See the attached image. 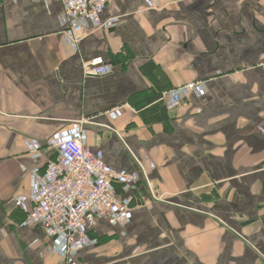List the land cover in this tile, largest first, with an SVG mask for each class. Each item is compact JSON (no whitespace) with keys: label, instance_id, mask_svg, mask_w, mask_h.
Here are the masks:
<instances>
[{"label":"crops","instance_id":"crops-1","mask_svg":"<svg viewBox=\"0 0 264 264\" xmlns=\"http://www.w3.org/2000/svg\"><path fill=\"white\" fill-rule=\"evenodd\" d=\"M101 18L75 42L58 0H0V264H66L26 215L73 124L159 196L115 185L130 222L98 220L75 264H264V0H109Z\"/></svg>","mask_w":264,"mask_h":264},{"label":"built area","instance_id":"built-area-1","mask_svg":"<svg viewBox=\"0 0 264 264\" xmlns=\"http://www.w3.org/2000/svg\"><path fill=\"white\" fill-rule=\"evenodd\" d=\"M69 22L68 36L79 41L96 29H106L102 11L109 0H58ZM108 67L102 58H93L82 65L85 77H100ZM112 119L121 110L109 114ZM81 124L57 132L52 138L55 158L46 162L41 174L35 175L31 186L32 207L26 222L44 231L47 237L64 239L67 247L66 264H75L72 249L94 243L90 231L98 220L104 219L112 227L124 228L132 218L130 198L122 193L133 189L142 178L152 200H158L152 183L140 167L138 172L110 170L101 154L82 143ZM38 154L34 153L33 157Z\"/></svg>","mask_w":264,"mask_h":264}]
</instances>
